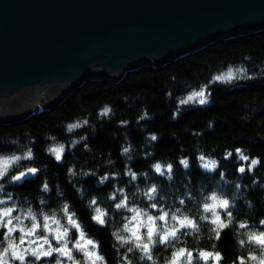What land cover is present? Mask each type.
Returning a JSON list of instances; mask_svg holds the SVG:
<instances>
[{
    "label": "clouds",
    "instance_id": "clouds-1",
    "mask_svg": "<svg viewBox=\"0 0 264 264\" xmlns=\"http://www.w3.org/2000/svg\"><path fill=\"white\" fill-rule=\"evenodd\" d=\"M254 79L246 64L230 62L212 71L207 82H182L184 91L175 96L177 111L171 119L177 121L187 108L210 107L213 86L235 88ZM165 100H173L171 89ZM116 115L114 106L104 103L96 109L95 120L102 124ZM154 118L147 106H141L135 117L143 133L138 146L126 131L132 121H116V127L125 130L113 133L114 139L123 136L119 162L110 151L98 153L88 143L89 132L94 137L98 131L91 112L57 125L67 140L43 133V152L56 165L64 166L69 154L74 157L67 163L65 180L76 201L58 173L52 181L47 165L36 163L30 131L24 133L23 141L19 136L0 138V144L11 146L0 150V264H264V216L253 220L237 213L241 205L246 212L255 207L249 196L253 190L264 200V181L257 175L258 170L264 174V158L244 145L224 147L222 152L219 146L206 150L199 139L193 147L195 166L193 155L185 154L183 146L175 158L158 157L155 145L161 136L148 131L144 123ZM214 128L215 122L209 120L207 130ZM203 134L191 131L197 138ZM78 147L88 154L84 161L75 157ZM93 160L96 163L89 167ZM137 160L146 161V166L137 170ZM226 165L234 167L235 175L229 176ZM194 167L200 174L195 181ZM42 173L33 195L16 191ZM248 176L252 179L246 184ZM90 178L92 188L105 191H92L85 183ZM226 231L231 233L235 251V258L227 261L219 248ZM97 232L107 233V251Z\"/></svg>",
    "mask_w": 264,
    "mask_h": 264
},
{
    "label": "water",
    "instance_id": "water-1",
    "mask_svg": "<svg viewBox=\"0 0 264 264\" xmlns=\"http://www.w3.org/2000/svg\"><path fill=\"white\" fill-rule=\"evenodd\" d=\"M261 31L264 0H0V123Z\"/></svg>",
    "mask_w": 264,
    "mask_h": 264
},
{
    "label": "trees",
    "instance_id": "trees-1",
    "mask_svg": "<svg viewBox=\"0 0 264 264\" xmlns=\"http://www.w3.org/2000/svg\"><path fill=\"white\" fill-rule=\"evenodd\" d=\"M249 57V59H245ZM244 63L248 66L249 72L255 75L254 80L242 81L235 88L213 86L212 104L207 108H187L180 111L179 119L175 122L171 119V113L177 111L175 96L182 91V82L197 84L200 81L209 79L212 71L221 65L228 63ZM176 80L173 81L172 77ZM172 90L173 100L166 101L165 93ZM124 97H128L127 103ZM104 103L114 106L117 115L110 122L100 123L95 120L96 109ZM131 105V107H129ZM141 106H147L150 114L155 118L145 121L148 131H156L161 139L155 145L156 155L171 156L175 158L181 146L186 149L185 154L193 155L195 166V154L193 147L199 139L201 145L207 150L212 146H219V151L224 147H235L244 145L250 148L253 155H260L264 158V31L242 37L228 39L213 43L200 51L182 57L162 67H144L127 72L125 77L118 83L108 81H93L84 84L74 92L64 103L54 109L41 111L25 121L17 124L0 123V138L19 136L23 141L26 139L24 133L30 131L34 137V149L37 155L38 165H47V175L54 181V173H58V179L67 189L68 195L76 201L75 193L65 180L67 163L74 159L72 154L65 158V165H56L50 157L43 152L46 141L43 139L44 132H52L60 139L67 140L62 127L57 125L61 121L71 120L76 115H83L84 112H91L92 120L97 123V134L89 132L88 143L98 153L111 152L119 162L118 149L123 136L113 138V133L120 134L124 129L116 127L118 120H131L132 123L126 129L131 140L137 146L143 143V133L138 130L135 124V117L139 114ZM215 122L213 131L207 130V122ZM192 130H202V137L191 135ZM85 132L89 130L84 129ZM75 135H80L77 132ZM175 135L176 139L172 137ZM10 145L0 144V150L10 149ZM87 153H82L81 148L75 150V157L80 161L87 158ZM96 163L95 160L89 163V167ZM146 161L137 160L134 165L137 170L146 166ZM229 169V176L235 175L234 167L226 165ZM103 171V169H101ZM179 173V169H177ZM42 173L35 180H29L16 191L23 194L33 195L42 178ZM199 170L194 167L193 181L199 177ZM257 175L264 181V174L258 170ZM204 179H207L206 177ZM252 179L246 177L247 184ZM86 185L92 188L93 181L88 179ZM92 191L103 192L105 189ZM249 196L255 201V207L245 211L243 205L237 209L240 217L249 215L253 220L264 216V200L259 191L253 190ZM81 214L85 215L84 209L77 202ZM95 231V230H94ZM97 235L104 241V248L108 250V238L106 232H97ZM219 248L225 253L226 261L235 258V251L231 233L226 231L219 243ZM111 259V254L109 256Z\"/></svg>",
    "mask_w": 264,
    "mask_h": 264
}]
</instances>
